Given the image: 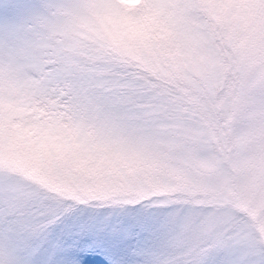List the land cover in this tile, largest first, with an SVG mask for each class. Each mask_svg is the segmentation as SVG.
<instances>
[{
    "label": "clouds",
    "instance_id": "obj_1",
    "mask_svg": "<svg viewBox=\"0 0 264 264\" xmlns=\"http://www.w3.org/2000/svg\"><path fill=\"white\" fill-rule=\"evenodd\" d=\"M36 2L49 15L69 19L62 9L48 7L47 0ZM145 2L140 0L137 9ZM249 3L196 0L188 15L202 26L208 45L193 49L195 65L183 54L187 26L163 17L135 36L110 25L99 33L82 28L84 35L75 37L76 71L64 85L67 110L74 97L86 104L95 125L88 129L93 144L112 140L113 150L135 148L159 159L148 178L132 179L131 189L97 186L80 174L70 176L54 152L29 145L0 167V188L26 189L31 195L24 215L39 219L45 201L56 202L52 196L103 204L138 198L143 186L181 202L190 216L207 211L232 216L264 247V231L258 228L264 225V16L241 31L240 14ZM53 39L65 42L62 34ZM193 153L218 158L229 182L193 162ZM185 242L183 234L161 236L155 249L161 264H183Z\"/></svg>",
    "mask_w": 264,
    "mask_h": 264
},
{
    "label": "snow or ice",
    "instance_id": "obj_2",
    "mask_svg": "<svg viewBox=\"0 0 264 264\" xmlns=\"http://www.w3.org/2000/svg\"><path fill=\"white\" fill-rule=\"evenodd\" d=\"M139 3L47 0L48 7L63 10L65 19L49 15L36 0H0V167L19 149L34 145L54 152L70 176L120 190L131 189L132 179L148 178L160 166L159 159L139 149L113 150L112 140L93 144L88 129L95 125L86 104L75 97L71 111L64 104V85L76 71L75 37L84 35L82 28L99 33L111 25L135 36L146 23L167 18L187 26L183 54L196 64L193 49L208 45L202 26L188 15L196 0H146L142 10ZM261 16L264 0H251L240 14V30L248 31ZM57 34L64 43L53 39ZM240 87H245L243 75ZM191 160L229 182L218 158L193 153ZM30 195L20 186L0 188V264H161L157 241L169 233L186 237L183 264H264V247L249 236L246 224L212 211L190 216L181 202L143 186L138 198L103 204L52 196L56 202L45 201L39 219L24 215ZM258 228L264 231V225Z\"/></svg>",
    "mask_w": 264,
    "mask_h": 264
}]
</instances>
